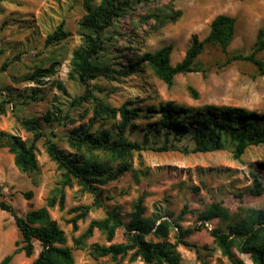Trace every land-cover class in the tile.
Returning <instances> with one entry per match:
<instances>
[{
  "label": "rangeland",
  "instance_id": "1",
  "mask_svg": "<svg viewBox=\"0 0 264 264\" xmlns=\"http://www.w3.org/2000/svg\"><path fill=\"white\" fill-rule=\"evenodd\" d=\"M82 1L0 2V106L4 111L0 113V131L29 141L31 134L21 128L18 119H40L57 107L61 110V120L49 125L41 121L42 130L60 149L70 151L66 140L71 129L82 123L89 124L92 130L112 129L113 124L119 121L118 115L114 120H91L94 102L100 101L112 108L135 103L128 108L140 106L142 113L139 119L132 121L135 129L127 130L125 136L147 148H155L160 146L162 135L159 139L153 136L145 139L143 133L144 127L158 118L144 117L149 107L158 109L166 102H173L188 109L215 106L264 113V74L247 62L222 66L229 55L251 52L257 32L264 30V0H146L134 6L103 32L104 55L109 63L120 69H131L132 74L117 81H91L93 99L71 106L73 98L82 96L85 90L70 76L72 54L81 42L78 22L84 14ZM98 2L94 0L95 4ZM178 11L181 14L175 21L163 22L165 15ZM219 15L234 18V37L226 54L215 47L204 48L198 58L199 72L178 74L172 85L167 87L153 75L146 63L137 61L144 53H153L170 45L169 61L174 66L183 59L192 36L203 40L209 33L212 20ZM61 22L68 36L57 44H46V36ZM256 58L264 63V52L257 54ZM3 64L6 67L3 68ZM51 64L54 65L53 75L31 81L30 76L37 68H47ZM134 64H137L136 68L132 67ZM188 87L196 92V99L189 96ZM9 92L13 98L2 96ZM44 139L36 143L38 172L32 175L20 173L13 156L6 148L0 149L2 199L21 217L46 207L47 198L52 190L59 187L62 179V172L45 151ZM186 145L188 152L183 153ZM253 175L264 185V144L248 147L237 159L229 140L223 150L210 153L192 152V144L185 140L177 149L167 152L146 150L133 154L131 170L99 186L98 190L104 207L115 208L124 217L140 197L147 215L157 211L171 213L175 218L185 207L186 214L180 225L183 228L198 227V230L186 239L189 246L177 245L180 263L232 264L210 231L221 229L227 232L234 223L254 222L255 215H264V195L251 196L248 193ZM28 192H31V197L26 200L24 194ZM64 194V209L60 211L54 206L48 209V214L63 231L73 264H129L128 257L111 260L109 257H96L89 250L92 244L108 246L123 242L122 229L116 231L110 243L95 230L83 241L80 249L74 247L73 240L81 238L92 220L102 219L104 210L95 209L92 197L75 183L65 188ZM212 203L220 204L229 218L199 222L198 215ZM78 208H87L84 218L77 217L80 213ZM173 234L169 235L172 243ZM20 240L12 217L0 211V262L11 256L8 264H32L40 245L34 241L33 253L26 257L19 251L22 246ZM238 245L239 241L235 239L231 247L235 260L253 264L249 255L240 253Z\"/></svg>",
  "mask_w": 264,
  "mask_h": 264
},
{
  "label": "trees",
  "instance_id": "2",
  "mask_svg": "<svg viewBox=\"0 0 264 264\" xmlns=\"http://www.w3.org/2000/svg\"><path fill=\"white\" fill-rule=\"evenodd\" d=\"M144 1L146 0H99L97 4L94 0L82 1L84 14L78 22L81 42L72 54L70 76L74 77L85 90L82 96L73 98L71 106H78L89 98L93 99L91 81L96 79L117 81L132 74L131 69H120L109 63L104 55L106 47L103 45V32L122 14ZM180 14L179 11L167 14L163 22H173ZM234 31V18L219 15L212 20L209 33L203 40L200 41L196 36H192L183 59L174 66L169 61L172 51L170 45L153 53H144L137 61L146 63L153 75L170 87L176 75L200 71L198 58L207 46L218 48L226 54V49L234 37ZM67 36L64 23L61 22L46 36L45 43L57 44ZM262 52H264V30L260 29L250 53L229 55L222 66L233 62H247L254 65L260 74H264V63L256 58V55ZM136 66L137 64L132 65L134 68ZM4 67L6 64H3ZM53 73L54 65L51 64L47 68H37L30 79L37 81ZM187 91L191 98H197L196 92L191 87H188ZM2 96L13 98L11 92ZM134 104L128 103L112 108L100 101L94 102L91 120H114L118 115L119 121L113 124L112 129L92 130L89 124L84 123L71 129L66 140L70 151L60 149L42 130L41 121L49 125L61 120V110L57 107L45 113L40 119H18L21 128L31 134L29 141L15 134L0 131V149L8 150L20 173L32 175L38 172L36 143L42 138H45L44 146L49 159L62 172L60 185L52 190L47 198L46 207L28 212L23 217L18 216L13 207L2 199L0 186V211L12 217L19 231L22 245L19 251L30 257L33 253V242L37 241L40 245L41 249L32 264H73L71 250L66 246L64 233L48 214V209L54 206L60 211L64 209V190L72 187L73 183L92 197V205L95 209L104 210L102 219L92 220L81 238L73 240L75 248L80 249L83 241L91 237L95 230L110 243L116 231L122 229L125 237L123 242L108 246L92 244L89 247L90 253L96 257H109L111 260L128 257L129 264L135 262L181 264L176 247L189 246L186 239L198 230V227L183 228L180 225L186 214L185 207L175 218L171 213L157 211L147 215L140 197L133 202L130 213L124 217L117 209L104 207L98 187L129 172L133 154H140L142 151L167 152L173 148L177 149L182 141L187 140L192 144V152L210 153L223 150L229 140L234 147V157L238 159L248 147L264 144V113L256 114L238 108L215 106L188 109L173 102H166L158 109L149 107L145 110V118L152 119L154 116L158 118L144 127V138L153 136L159 139L162 135L160 146L147 148L139 142L128 140L125 136L127 130L135 129L132 121L139 119L142 113L140 106L128 108L129 105ZM0 113H4L2 106ZM51 136L53 137V134ZM187 147L186 145L183 153L188 152ZM248 193L251 196L264 195V185L256 175L252 176V186ZM24 197L29 200L31 192L25 193ZM77 210L80 211L78 218H84L87 214V208ZM228 218L227 211L220 204L212 203L198 215L197 219L203 223L214 219L225 221ZM254 218V222L251 220L249 223H234L228 227L227 232L221 229L210 231V235L232 264H242L235 260L231 252L235 239L239 241L240 253L249 255L253 264H264V215L259 213ZM171 232L174 233L173 243L169 241ZM10 259L11 256H6L0 264H8Z\"/></svg>",
  "mask_w": 264,
  "mask_h": 264
}]
</instances>
